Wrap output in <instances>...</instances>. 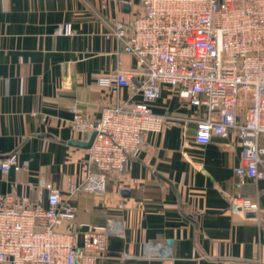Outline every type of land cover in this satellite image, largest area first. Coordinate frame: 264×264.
<instances>
[{
	"label": "crops",
	"instance_id": "obj_1",
	"mask_svg": "<svg viewBox=\"0 0 264 264\" xmlns=\"http://www.w3.org/2000/svg\"><path fill=\"white\" fill-rule=\"evenodd\" d=\"M143 5L0 0V163L15 152L27 166L0 168V198L10 193L17 205L45 206L47 191L38 183L54 184L60 199L76 208V244L79 224L109 223L107 250L94 264H264V178L234 173L241 159L232 133L196 142L194 120L206 109L167 84L152 103L153 112L172 117L162 130L145 134L144 147L120 176L106 180L104 190L69 196V185L80 184L88 168L87 148L73 142L89 137L72 128L71 107L93 121L104 107L130 96L131 87H100L96 77L135 67L136 58L113 37L111 22L131 18ZM65 24L72 33L57 34ZM236 193L257 201L253 216L230 211ZM154 242L168 247L171 259L151 258Z\"/></svg>",
	"mask_w": 264,
	"mask_h": 264
},
{
	"label": "built area",
	"instance_id": "obj_2",
	"mask_svg": "<svg viewBox=\"0 0 264 264\" xmlns=\"http://www.w3.org/2000/svg\"><path fill=\"white\" fill-rule=\"evenodd\" d=\"M56 33L69 35L72 29L60 25ZM111 33L136 64L98 76L96 84L129 86L130 96L104 107L93 121L72 105V128L95 134L87 148L84 179L69 185V196L104 190L106 180L120 176L144 147L145 134L161 131L172 118L152 111L161 84L205 107V115L194 120L196 142L232 133L241 159L234 173L249 180L264 178V0H144L140 13L114 19ZM133 77L140 79L138 85ZM0 168L27 166L12 152ZM38 188L47 191L45 206L17 205L10 193L0 198V264H94L104 256L109 223L79 224L81 243L76 244L71 226L75 206L60 199L51 182L40 181ZM229 209L255 214L258 203L236 193ZM151 248V258L171 259L168 247L154 242Z\"/></svg>",
	"mask_w": 264,
	"mask_h": 264
},
{
	"label": "water",
	"instance_id": "obj_3",
	"mask_svg": "<svg viewBox=\"0 0 264 264\" xmlns=\"http://www.w3.org/2000/svg\"><path fill=\"white\" fill-rule=\"evenodd\" d=\"M123 9H124V10H127V9H128V5H127V4H123ZM94 134H95V133L92 132V133L89 135V137H88V139H87L86 141H82V142L74 141L73 143L76 144V145H79V146H82V147L88 148V147L91 145V143H92V140H93V138H94ZM122 193H123V194H128L126 191H123ZM246 215H248V216H253L254 213H253V212H247Z\"/></svg>",
	"mask_w": 264,
	"mask_h": 264
}]
</instances>
